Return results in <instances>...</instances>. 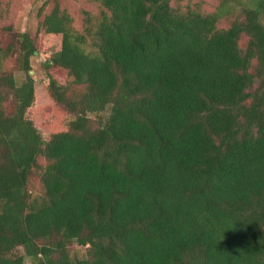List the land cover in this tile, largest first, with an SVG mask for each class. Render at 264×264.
I'll return each instance as SVG.
<instances>
[{"label": "trees", "instance_id": "1", "mask_svg": "<svg viewBox=\"0 0 264 264\" xmlns=\"http://www.w3.org/2000/svg\"><path fill=\"white\" fill-rule=\"evenodd\" d=\"M94 1L81 30L56 0L39 22L69 78L48 74L49 96L74 116L47 139L36 41L0 43V264H264V0Z\"/></svg>", "mask_w": 264, "mask_h": 264}, {"label": "rangeland", "instance_id": "2", "mask_svg": "<svg viewBox=\"0 0 264 264\" xmlns=\"http://www.w3.org/2000/svg\"><path fill=\"white\" fill-rule=\"evenodd\" d=\"M55 0H0V43L6 45L10 41L13 32L27 31L35 39L37 49L30 59V74L34 79L35 101L31 117L42 138L47 139L51 133L63 131L68 128L69 121L74 116L57 105L49 96L47 90L48 74L53 76L59 83L65 84L68 81L66 71L55 65L47 63L49 57L58 49L60 39L57 36L45 34L39 27L43 14L47 13L53 6ZM61 8L67 10L73 18V26L81 30L83 24V10L92 14H98L99 8L94 0H56ZM174 8L179 11L187 7L201 13H210L218 9L222 0H170ZM228 7L238 12L239 4L234 0L228 1ZM229 16H222L218 27L229 25ZM9 28V30H7ZM247 36L241 35L239 45L245 47ZM5 68L11 71L18 83L24 78V73L17 70L13 58L5 62ZM255 86V85H254ZM6 110H12L11 103L5 104ZM40 162L44 161L40 159ZM29 191L33 196H42L43 187L38 177L33 176L29 181ZM70 250L82 252L79 247L71 244ZM20 254H24L22 247H18ZM24 264H31L29 257L24 258Z\"/></svg>", "mask_w": 264, "mask_h": 264}]
</instances>
